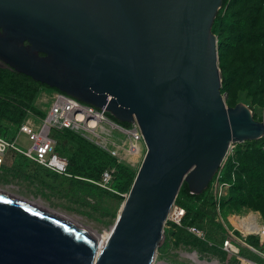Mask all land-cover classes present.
Masks as SVG:
<instances>
[{"label": "water", "instance_id": "95a60500", "mask_svg": "<svg viewBox=\"0 0 264 264\" xmlns=\"http://www.w3.org/2000/svg\"><path fill=\"white\" fill-rule=\"evenodd\" d=\"M224 0H0V61L140 125L146 154L96 241L0 193V264H154L186 181L202 194L264 120L222 94L213 24Z\"/></svg>", "mask_w": 264, "mask_h": 264}, {"label": "rangeland", "instance_id": "374dc122", "mask_svg": "<svg viewBox=\"0 0 264 264\" xmlns=\"http://www.w3.org/2000/svg\"><path fill=\"white\" fill-rule=\"evenodd\" d=\"M230 13V16L224 19L221 30L219 28L217 32L214 30L218 39L222 79H226L221 91L229 106L243 102L251 108L256 119L264 120V0H233ZM7 134L10 135L11 131H7ZM62 135V132H58L55 137L60 138ZM112 138L119 140L121 137ZM18 143L28 146L30 141L25 134H21ZM57 147L70 156L77 150V145L66 139H60ZM76 158H78L76 165L88 162L85 163L86 172H95L96 168L106 165L105 161L98 160L85 152H77ZM134 160V163L127 160L119 163L135 173L140 164L136 159ZM223 163H225L223 176L219 180L230 183L233 181L234 185L221 186L219 182L214 191L211 187L212 182H216V178H213L208 194L214 201L216 190L217 193L223 192L221 204L224 221L216 220L214 202V205L206 207L213 210L214 216L208 215L200 222L207 231L205 240H197L192 235L180 238L177 227L166 224L164 239L158 248L155 264L161 262L197 264L191 256L182 254V252L193 254L195 251L199 259L204 261L218 260L222 264H245L236 260L235 254L225 251L222 243L228 237V229L232 230L235 226L245 235L251 232L249 216L253 212L241 221L233 217L234 212L245 214L249 211H258L264 218V144L253 145L248 141L232 143ZM17 167V170L13 169L9 173L8 182L1 180L3 175H0L1 190L28 201H38L45 207L59 211L87 230L91 229L95 232L97 240H105L121 210L125 200L123 197L105 192L95 183H72L62 178H54L51 173L48 174L40 169H37L34 175L28 170L30 166L26 161L20 162ZM6 169V167L0 168V174L3 170L7 171ZM226 177H230L232 181L227 180ZM120 182L119 178L115 179L114 187L118 188ZM252 237L254 236H250V239ZM253 244L258 246L256 243ZM240 252L242 257L264 264V247L257 252L241 244Z\"/></svg>", "mask_w": 264, "mask_h": 264}, {"label": "built area", "instance_id": "2783aa9c", "mask_svg": "<svg viewBox=\"0 0 264 264\" xmlns=\"http://www.w3.org/2000/svg\"><path fill=\"white\" fill-rule=\"evenodd\" d=\"M48 102L49 108L44 117L38 118L40 119L38 126L28 123L26 118L18 126L14 125L15 134L13 133L11 137H6L0 134V167L7 164L11 167L16 161L23 160L31 167H29V169L33 173L38 171L37 169H40L59 178L75 177L79 179H86L103 187L104 189L117 192L113 187L114 174L116 171L114 166H109L103 172L102 178L98 181L74 175L69 171L68 157L57 150V141L53 137L52 133L54 130H73L88 138L101 148L107 150L111 155L115 156L119 162H122L123 160L126 161L119 154L102 146L96 139L91 138L82 131V129H92L94 134H97V136L120 145L129 158H134L139 164H141L146 154V143L139 123L137 121H133L129 126H125L109 117L104 108L101 109L94 105L85 103L78 98L59 90L52 91V94L48 98ZM104 130L110 132V136L106 134ZM113 133L119 135L121 138L119 140H115L111 137ZM21 134H25L28 137L30 141L28 146H23L18 143V137ZM224 164L225 163H223L220 170L214 177L216 178V182H212L211 189L214 191L219 182L221 183V186H231L230 182H221L219 180L223 176L222 170ZM222 194V191L217 193V190L214 194L217 221H224L223 208L221 204ZM251 212H253V228L262 226V231L253 230L252 233L245 235L235 226L232 230L228 229V237L223 241L222 248L229 254H235L236 260H240L242 263L249 261L250 263L245 264H259L255 260L242 257L240 255V245L243 244L252 251H259L256 246L248 243L247 239L250 236L264 238V218L258 211H249L245 214L234 212L233 217L237 221H241ZM187 213V209L180 204H177L175 201L168 214L166 224H169L170 226L185 227L189 233L198 239L205 240L207 231L202 225L184 224ZM237 230L240 232H237ZM193 253L197 252L195 251ZM182 254L188 256L192 253L182 252Z\"/></svg>", "mask_w": 264, "mask_h": 264}, {"label": "trees", "instance_id": "16d2710c", "mask_svg": "<svg viewBox=\"0 0 264 264\" xmlns=\"http://www.w3.org/2000/svg\"><path fill=\"white\" fill-rule=\"evenodd\" d=\"M233 0H224L223 6L220 8L218 15L214 21L213 24V31L216 32L221 30L224 19L230 16V11L232 8ZM226 82V79L222 80V84ZM42 87L50 88L53 90H58L57 88H51L46 84H43L39 81L34 80L32 77L25 75L23 73H19L16 70L12 69L10 66L5 65L1 66L0 64V134L11 137L15 131L14 125L18 126L21 124L29 114V112L39 116L44 117L45 113L41 110L37 109L33 103ZM109 117H111L113 120L125 125L129 126L130 123L128 122H122L118 119H116L111 113L107 112ZM4 130V131H1ZM7 131H11V134H7ZM13 132V133H12ZM58 132H62V136L60 138H56L55 134ZM53 137L57 141L60 139H66L68 141L73 142L75 145H77V152H85L90 154V156L95 157L98 160H102L106 162V165L102 168H96L95 172L88 171L86 172V162L85 163H79L76 165V161H78V158H76V153L72 156L67 155L63 153L59 148L57 147V150L61 152L62 154L66 155L69 159V171L73 173L74 175L81 176L83 178H89L94 180H100L102 178L103 172L109 167L114 166L116 168L115 176H114V182L115 179L119 178L121 180L119 187L114 189L117 192L110 191L107 189H104L101 186H98L101 190L105 192L112 193L118 197L126 198L127 194L129 193L131 186L133 184V181L135 179V176L137 172L132 173L127 167L121 166L118 159L111 155L108 151L102 149L100 146L95 144L94 142L90 141L88 138L82 136L81 134L70 130V129H64V130H54L52 133ZM248 142L253 143V145H262L264 144V137L257 139V140H248ZM88 164V162H87ZM2 167H6L7 171H2L0 175L1 180L3 181H10L9 173L14 170H17L18 167L16 164L13 166L3 165ZM95 169V168H94ZM37 171L34 172V175H36ZM53 176V175H52ZM12 177V176H11ZM54 178H59L57 176H53ZM64 180H68L69 182H90L86 179H79V178H62ZM227 180L232 181L230 177H226ZM93 183V182H90ZM211 185V183H210ZM210 185L207 190H205L202 194H194L191 192V189L189 188L188 183L185 181L181 189L179 191V194L176 199V203L180 204L181 206L185 207L187 209V217L185 219V225H193V224H200V222L207 217L208 215L213 217L214 212L213 210L207 209V205H214V201L209 198V189ZM231 185H234V182H231ZM126 194V195H125ZM177 227V233L180 238L183 237H190L192 235L189 233V231L185 227L175 226ZM194 236V235H192ZM195 237V236H194ZM197 240V237H195ZM250 237L247 239L249 242ZM179 242H177L178 244ZM250 243L254 245L253 243H256L261 245L264 243V238H255L252 237L250 239ZM256 246V245H254ZM256 246V247H258Z\"/></svg>", "mask_w": 264, "mask_h": 264}, {"label": "bare ground", "instance_id": "6f19581e", "mask_svg": "<svg viewBox=\"0 0 264 264\" xmlns=\"http://www.w3.org/2000/svg\"><path fill=\"white\" fill-rule=\"evenodd\" d=\"M42 94H40L39 95V97H38V100L40 101V105L42 104V102L43 101H45L46 99H48L49 98V93L48 92H46L45 94H44V98L42 99ZM32 119H33V117L32 116H30V117H28L27 118V122L28 123H31V121H32ZM39 125V121H38V124L36 125V126H38ZM82 131L85 133V134H88L91 138H94V139H96L102 146H104V147H106V148H108V149H110L111 151H114V152H116L117 154H119L123 159H126L127 161H129V162H133L134 163V158H129L126 154H125V152H124V150H123V148L120 146V145H118V144H115V143H112V142H110V141H108V140H106V139H104V138H102V137H100V136H97V134H94V132H93V130L92 129H82ZM105 132H106V134H108L109 136H110V132H108V131H106V130H104ZM117 134H112L111 135V137H113V136H115L116 137V139L119 137V136H116ZM0 193L1 194H4V195H7V196H12V194L10 195V194H8L7 192H5V191H3V190H1L0 189ZM13 197H15V198H18V199H20L21 201H24L26 204H28V205H30L31 207H33V208H35V209H37V210H40V211H42V212H45L46 214H48V215H51L52 217H54V218H57V219H59V220H61V221H64V222H66V223H68V224H71V225H73L74 227H76L77 229H79V230H81L82 232H84L85 234H88L89 235V237H91V238H95L94 240L96 241V243H97V247H98V250L100 251V249L102 248V246L104 245V243L106 242V240H107V238L109 237V234H108V236L105 238V240H97V238H96V236H97V234L95 233V232H93L91 229H86L84 226H82L80 223H78V222H76V221H74L73 219H71L70 217H68V216H66L65 214H63V213H61V212H59V211H56V210H54V209H52V208H50V207H45V206H43L41 203H38V201H28V200H25V199H22V198H19V197H16V196H14L13 195ZM249 218H250V220H251V225H250V231L251 232H248V233H252L253 232V230L254 231H262V226H259V227H255V228H253V213L252 214H250V216H249ZM94 236V237H93ZM193 254H195V255H197V253H193ZM198 256V255H197ZM198 259V258H197ZM207 260H205V262H206ZM207 262H210V261H207ZM245 263H250L249 261H245ZM155 264V263H154ZM160 264H164L163 262H161ZM205 264H222L220 261H218V260H215V261H212L211 263H205Z\"/></svg>", "mask_w": 264, "mask_h": 264}, {"label": "crops", "instance_id": "0c3cea01", "mask_svg": "<svg viewBox=\"0 0 264 264\" xmlns=\"http://www.w3.org/2000/svg\"><path fill=\"white\" fill-rule=\"evenodd\" d=\"M52 91H53V89L46 88V87H42V88L40 89V91H39V93H38V95H37V97H36V99H35L33 105H34L37 109H39V110H41L42 112L46 113L47 110H48V108H49V104H48L49 102H48V99H46L45 101H43L42 104L40 105V101L38 100V97H39L40 94H42V95H43V96H42V99H43V98H44V94H45L46 92H48V93H49V96H50V95L52 94ZM30 116L33 117V119H32V121H31L30 124H32V125H37V124H38V121H37V120H38L39 116H37V115H35V114L29 112V114L27 115L26 118H28V117H30ZM22 161H23V160L16 161L17 163H15V164H16V165H19L20 162H22ZM23 163H24V161H23ZM28 170H30V169L28 168ZM32 174H34V173L32 172ZM207 261H208V260H207Z\"/></svg>", "mask_w": 264, "mask_h": 264}, {"label": "flooded vegetation", "instance_id": "af4514ba", "mask_svg": "<svg viewBox=\"0 0 264 264\" xmlns=\"http://www.w3.org/2000/svg\"><path fill=\"white\" fill-rule=\"evenodd\" d=\"M259 247L261 248V247H264V243L263 244H259ZM259 247H257L258 248V250L260 249ZM257 252H259V251H257ZM189 256H191V258L194 260V261H196V263L197 264H205V263H211V262H205L204 260H201V259H199V256H197V255H195V254H189ZM198 258V259H197ZM164 264H167V263H165V262H163Z\"/></svg>", "mask_w": 264, "mask_h": 264}]
</instances>
